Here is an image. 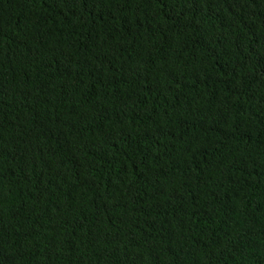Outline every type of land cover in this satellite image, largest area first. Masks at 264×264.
Listing matches in <instances>:
<instances>
[{"label":"trees","instance_id":"obj_1","mask_svg":"<svg viewBox=\"0 0 264 264\" xmlns=\"http://www.w3.org/2000/svg\"><path fill=\"white\" fill-rule=\"evenodd\" d=\"M0 264H264V0H0Z\"/></svg>","mask_w":264,"mask_h":264}]
</instances>
